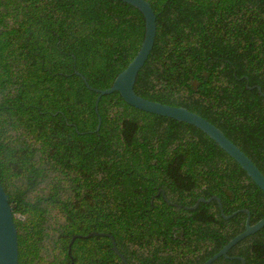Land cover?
I'll list each match as a JSON object with an SVG mask.
<instances>
[{"label":"trees","instance_id":"trees-1","mask_svg":"<svg viewBox=\"0 0 264 264\" xmlns=\"http://www.w3.org/2000/svg\"><path fill=\"white\" fill-rule=\"evenodd\" d=\"M148 1L156 37L135 91L203 115L264 174V0ZM144 30L123 0H0V182L18 264H124L106 234L72 240L92 230L130 264H200L244 229L242 208L264 215V194L204 132L118 91L97 100ZM213 195L237 211L185 207ZM227 254L211 264H264V226Z\"/></svg>","mask_w":264,"mask_h":264},{"label":"water","instance_id":"water-1","mask_svg":"<svg viewBox=\"0 0 264 264\" xmlns=\"http://www.w3.org/2000/svg\"><path fill=\"white\" fill-rule=\"evenodd\" d=\"M129 2L136 6L143 14L145 19V30L141 41V44L133 56V58L128 62V64L117 73L113 79L111 85L106 88H96L98 91L97 100L100 95L105 93H110L113 91H118L123 99L138 108L145 113L159 114L169 116L181 121H184L193 127L201 130L210 138H212L216 143L221 146L228 154H230L239 165L246 171V173L251 177L260 191L264 194V174L259 169V167L253 162V160L235 143L233 142L220 127L214 124L212 121L204 117L203 115L193 111L183 105H174L170 103H165L159 100L147 98L138 94L134 89V83L140 68L146 61L156 37V13L149 3L148 0H123ZM83 76V75H82ZM83 79L86 81L85 77ZM261 94H264L260 85H255ZM96 100V104H97ZM99 125V124H98ZM98 125L96 128H98ZM162 190V189H160ZM215 198L220 206L221 213L224 217H229L234 214L237 210L230 214H225L222 208L221 201L218 196H210L208 198L199 197L194 204L185 205L187 208H194L198 205L200 201H209ZM169 201V200H168ZM171 202V201H169ZM172 203V202H171ZM247 213L244 229L232 238H230L226 243H224L221 248L210 255L205 261L200 264H211L220 255L228 256V250L239 240L251 234L264 226V215L259 218L254 223H250V214L248 209L242 208ZM22 217V215H19ZM92 234H106L110 236L112 241V247L114 251L120 256L124 264H130L125 255L121 252L116 244L114 236L109 232H99L92 230L86 234H74L72 240L75 237H88ZM243 264L245 260L243 257L238 256ZM0 264H18V240H17V228L14 221L13 204L9 198L8 193L5 191L4 187L0 182Z\"/></svg>","mask_w":264,"mask_h":264}]
</instances>
